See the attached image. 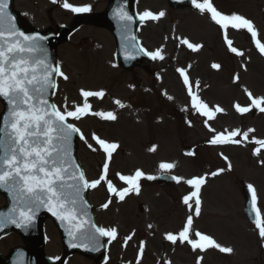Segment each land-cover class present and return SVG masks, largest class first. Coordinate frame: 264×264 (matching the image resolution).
Instances as JSON below:
<instances>
[{
    "label": "snow or ice",
    "instance_id": "6c2138e0",
    "mask_svg": "<svg viewBox=\"0 0 264 264\" xmlns=\"http://www.w3.org/2000/svg\"><path fill=\"white\" fill-rule=\"evenodd\" d=\"M192 4L201 13L207 10L211 14V19L221 29L226 30L231 27L235 30H246L256 42L258 50L264 54V43L257 40L258 33L249 19L236 13L223 14L210 3V0H203L202 3L192 0ZM62 6L73 13L91 10L88 5L74 6L67 0ZM8 8L9 0H0V102L5 104V111L0 113V117H2V123H0V188L8 191L14 198H18L28 208L27 212L20 211L19 219L11 217L7 219L11 223H15L17 227H26L32 222L35 211L45 207L53 216L67 222L69 226L67 231L71 237L76 238L77 233L85 236L83 229L86 221L81 217L86 215V205L81 193L84 189L97 187L101 181L106 179V175L91 182L85 178L70 151L72 135L79 132V129L72 123H68L67 120L68 118L79 120L81 114L88 113L90 105L85 102L82 106H76L75 110L69 111L65 108L62 112L56 105L49 102L47 95L48 89L54 87L53 73L62 76L65 80L68 77L58 67H51L46 55H40L44 53V49L39 43L43 38L20 31ZM117 15L121 20H131V17L123 9L118 10ZM159 15L164 14L160 13ZM145 18L157 19L158 17L150 11H145L140 19L144 20ZM180 43L187 45L193 51L201 47V45L190 43L187 39H181ZM227 43L232 52L242 54L236 48L231 47V40H227ZM144 54L150 55L153 59L163 58L159 51L145 52ZM213 67L219 68L220 66L214 64ZM178 71L184 77L185 86L190 88V82L184 70L178 69ZM189 95L192 97V107L208 120L213 119L214 112L209 110V106L193 95L191 90H189ZM248 95L252 99V104L264 112V106H262L264 98H252L251 93ZM81 96L87 101L89 97H102L103 92L81 90ZM116 103L123 107L120 101H116ZM235 108L241 114L250 111L248 107H241L239 104H236ZM214 111L222 112L223 109L216 107ZM93 114L108 120L116 119L111 112ZM210 131L214 132L215 130L210 128ZM252 131L254 130L248 129L242 134L243 137L247 138L248 133ZM238 135L237 131L229 132L227 135L219 133L209 142L211 144L240 143V140L234 139ZM80 138L84 139V136L81 135ZM93 139L111 157L112 150L117 145L107 143L95 135ZM256 143L264 144V141L257 140ZM160 167L170 169L174 165L161 164ZM107 168L108 164L105 163V174ZM216 174L213 173V175ZM143 175L141 171L137 170L134 176H120V179L136 188V182ZM148 179H152V177H148ZM173 179L179 180L177 177H173ZM187 183L192 185L196 191L191 196L184 197V203L188 204L192 196H196V214L199 215L198 193L204 180L203 178H194L188 180ZM108 188L109 191H116L110 181ZM248 189L252 193L254 223L259 230V236L264 239V222L261 221L260 213L256 207L257 197L251 185H248ZM128 191L129 189L125 188L118 191L117 194L122 200ZM102 207L106 208L108 205L104 204ZM191 225L192 217L189 216L178 237L169 233L166 235V239L173 243L177 238L181 242L187 241L194 250L204 251L215 248L222 253L233 251L232 248L221 246L213 238L199 231L195 233L198 239H190ZM91 227L99 236H108L111 239L116 237V229L106 230L94 224ZM87 238L96 239L94 234H87ZM127 239H131V237ZM200 259L202 258H198L197 264Z\"/></svg>",
    "mask_w": 264,
    "mask_h": 264
},
{
    "label": "rangeland",
    "instance_id": "374dc122",
    "mask_svg": "<svg viewBox=\"0 0 264 264\" xmlns=\"http://www.w3.org/2000/svg\"><path fill=\"white\" fill-rule=\"evenodd\" d=\"M221 2L225 3V0H221ZM235 3L231 6H222L223 10L228 12L231 10L232 13H236L239 15H246L249 17H252L258 22V26L260 30L264 33V22L261 18V6L264 0H235ZM165 0H140V12L143 14L145 11H150L151 9H157V13H163L165 14ZM164 7V8H163ZM235 10V12H233ZM190 15L186 21V28L185 23L184 27L181 28L182 31H186V34L188 36L194 35L195 37L199 36L200 34L195 33V29H192L190 25L196 26V28H200L204 34H202V39L206 40L210 46H212L214 53H216V58L218 61L222 62L224 59L228 60L227 56H221L218 57V54L223 49L220 42L218 41V35L215 37V35L208 36L207 31L210 32L212 30V27L207 23L203 22L202 20L198 19V17L195 15L193 11H190ZM177 14V13H174ZM160 16V15H159ZM165 23L166 21L161 19H151V18H145L144 23L141 25L138 35L142 39V42L151 50L153 51L156 47H162L164 49H167L166 51L161 52L162 59L157 58L155 59V62L152 65V69H157L159 61H162V64H167L170 67H172L173 71L171 72V75L166 74V80L167 83L171 86V93L169 96H171L173 104H175L176 101H181L183 99V94L181 90V83L178 78V69L184 66V61L182 59H175L174 61H169V57L171 54L174 53V51H170V46L172 44L171 40L166 35V29H165ZM169 28L167 29V31ZM213 31V30H212ZM213 34L215 32L213 31ZM234 36L237 39V42L240 46L243 48L250 47L246 44V41H243L241 39V36L239 34H234ZM71 43L68 45H64L59 49V57L63 62V68L66 70V72L72 77L74 74L69 73V69L73 72L77 73V71H81L83 68L84 61L80 60L78 57V54L74 51H71ZM210 55L208 53H204L203 60L206 62L209 59ZM226 60V61H227ZM238 62L240 66H238ZM157 63V64H156ZM262 64V61L258 58V56L254 53L253 50L247 49L244 53V56H242L239 61L236 60L235 63L231 62L228 64V68L225 67L222 72H206L203 73L202 70L205 69V64H202V66L197 65L194 66L192 69L191 76L195 77L196 75L198 77H201L205 80L204 82H208L210 85L204 92V98L207 99L211 104H214L216 102L224 105V112L225 115L223 117H219V119L212 120V126L215 127V131L222 130L223 128H227L229 130H237V127L235 124H238L239 122L244 123L245 125L252 124V118L242 117L238 118L233 115V111L231 110L230 106L233 101H240V102H246L244 97V91L252 89L254 92L259 93L264 98V66ZM235 70L236 75L239 76V80L235 81L234 85L230 84V77L232 71ZM140 78L131 79L126 81L121 85V89H123V94L120 95V98H124V101L126 102L123 107L131 106L132 100L136 97V94L128 89L127 85L132 84L135 86L134 91L139 90L138 87L143 86V82L140 81L144 80L145 77H147L150 81H153L152 75H145L143 73L136 74ZM117 78L122 80L129 79V76L127 74H117ZM63 87V84H62ZM132 94V95H131ZM131 95V96H130ZM235 98V100H233ZM56 100H58V94L56 95ZM128 104V106H127ZM153 109H157V106H153ZM1 110V106H0ZM146 113H149V110H145ZM189 119L193 122L190 123L186 128L180 127L179 125H176L175 123L172 126L171 130V143H168V140L164 138V135L162 137L161 142V148L160 152L165 156L168 151H171V154L174 157H178L180 161V165H183V167H180V171L183 174V178L186 176H189L191 174H197L198 171H200L201 164H200V158H208V162L214 163L211 158H216L215 156L219 155V152L227 153L230 156L229 150H231L229 147L220 148V147H210L204 142V139H207L209 136L213 134V131H205L201 125L202 118H197L196 114L189 115ZM198 122L199 124H197ZM118 130L117 125H107L105 126V131L108 135H112L115 131ZM111 137V136H110ZM124 137L129 138L130 133H125ZM145 141L146 139L142 137V131H140V138L138 141L135 142L134 151L133 148L125 147L124 152H129L131 156L138 155L139 157L144 159L143 163H146L147 161L151 160V155L147 154L144 147H145ZM184 143L194 144L196 147L197 156L192 159H186L183 158L180 154V146ZM141 147V150L139 152V149ZM121 153V152H118ZM248 153V150H247ZM81 157L83 160V166L87 170V165H90L91 161L94 159L93 157H90L89 154L85 150L80 151ZM249 154V153H248ZM252 159L249 156L240 158L237 163L242 166L241 172L242 174H246V172L250 171V175L257 178V180L261 183L264 182V168H258L255 167L254 164H252L253 168L249 169L250 161ZM186 163L187 167H184V164ZM216 165H222L219 161L217 163H214L213 166ZM239 173V172H238ZM237 173V174H238ZM236 174H225L224 176H217L216 179L209 181L202 190L203 195V212L201 215L197 217H193V222H197L199 226L209 225V224H222L226 226V229L224 228H215V233H217L221 240L224 243H229V246L231 248V245L235 243V240L243 244L239 239H235L234 237V231L236 227L238 229L242 228V224L244 222V217L242 213H240L239 204H241V199L239 197V192L235 190V187L238 186L237 181H234V177ZM239 176L237 175L236 178ZM235 182V184H234ZM171 190V189H170ZM169 190V191H170ZM182 192L180 189V185H178L176 188H173L170 191V197L171 199H175L178 197V195ZM135 200V199H134ZM167 203L170 204L171 209L173 210L172 220L171 224H177L182 221V218L184 216V211L181 207L177 206L173 202L169 201L168 199ZM132 203V201H131ZM212 213H209L212 211ZM135 213V212H134ZM115 219L117 222L120 223L121 228H129L133 224V220L130 221L128 219L123 218L122 214L123 211L117 212L115 211ZM99 216L101 218V222L104 221V223H107V218L109 217V211H106L105 213L99 212ZM103 220V221H102ZM46 230L49 235V244L47 245L46 251L55 254L59 253V241L56 235V232L52 225L50 223L46 224ZM243 235V234H241ZM245 236V235H243ZM247 242L250 243V254L247 256V259H242L238 257L239 261H242L245 264H260V260L257 258L255 261V253H256V247H254L253 239L245 236ZM245 245V244H244ZM152 244L149 243L148 247L151 248ZM110 254V261L108 264H119L120 263V248L117 245V243H113L111 245V248L108 250ZM173 260H175V257H172ZM235 258L232 259L231 256L229 257H220L216 255L214 252L210 251L205 254V258L203 260V264H234ZM67 264H96L94 260H90L87 258H84V256L81 255H75L72 257ZM197 264V263H195ZM202 264V263H199Z\"/></svg>",
    "mask_w": 264,
    "mask_h": 264
}]
</instances>
